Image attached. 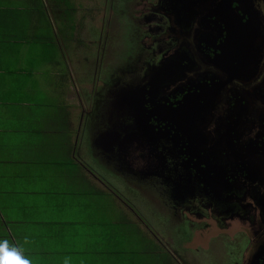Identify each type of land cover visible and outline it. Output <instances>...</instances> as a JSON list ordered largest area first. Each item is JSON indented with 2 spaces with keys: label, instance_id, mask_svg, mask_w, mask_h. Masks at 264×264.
I'll return each instance as SVG.
<instances>
[{
  "label": "flooded vegetation",
  "instance_id": "flooded-vegetation-1",
  "mask_svg": "<svg viewBox=\"0 0 264 264\" xmlns=\"http://www.w3.org/2000/svg\"><path fill=\"white\" fill-rule=\"evenodd\" d=\"M130 6L133 58L104 68L101 40L92 67L89 153L189 235L240 228L250 246L232 264H264V0Z\"/></svg>",
  "mask_w": 264,
  "mask_h": 264
},
{
  "label": "crops",
  "instance_id": "crops-1",
  "mask_svg": "<svg viewBox=\"0 0 264 264\" xmlns=\"http://www.w3.org/2000/svg\"><path fill=\"white\" fill-rule=\"evenodd\" d=\"M50 1L0 0V240L22 245L32 264H208L201 227L187 232L195 247L184 249L173 230L165 236L164 219L132 206L130 191L102 184L83 125L98 61L80 44L91 46V20L76 11L61 30ZM215 230L226 233L215 226L203 236Z\"/></svg>",
  "mask_w": 264,
  "mask_h": 264
},
{
  "label": "rangeland",
  "instance_id": "rangeland-1",
  "mask_svg": "<svg viewBox=\"0 0 264 264\" xmlns=\"http://www.w3.org/2000/svg\"><path fill=\"white\" fill-rule=\"evenodd\" d=\"M50 3L52 10L56 9L59 15H63L68 20L67 25L58 15L60 20L58 26L61 30L68 29L69 27L72 28V21L75 19L74 16H76V11L81 12L83 10V15H88L90 17V24L88 26H86V24L84 25L91 46L89 47V44L83 42L80 44L85 48V51L89 49L92 61H99L102 57V46L100 49L99 45L100 40H102V42L106 40V43H108L106 53L104 54V68L114 70L113 67L117 66V63H128L131 58H133L136 47L133 46L130 38L131 29L133 27L132 18L130 17L131 0H51ZM123 10L125 13L122 15ZM75 28L78 29V23H76ZM73 34L75 37H81L78 31H75ZM63 40H65L64 37ZM93 71L94 70L92 69V72L89 73L87 82H89L90 87L84 91L85 96L86 94L89 96L90 92L92 95V92L95 90L93 89V85H91L94 79ZM100 165L101 164H99V169L101 171L100 175L117 185L120 183L121 186H123L121 187L123 191H130L127 192V195L130 198L136 197L137 199H135L134 202L138 206H143L142 202H148L146 194H143L136 188L129 187V184H125V182L122 183L114 170H102ZM152 206L153 205L150 206V211H146L144 207L138 209L136 205L133 207L140 210L144 216L152 219L154 222L164 219L163 222L169 224V230L165 232V236L170 238L173 230L174 237L182 240L180 247L184 249H190V246L195 247V244L191 243L188 245L187 243L188 234L186 229L188 228V224L183 226L175 225V228H173V224L170 225V223L166 221L174 222L173 220L166 218L168 212L162 210L159 206H156V208ZM156 224L157 225L155 226H158V223ZM237 229L239 230L240 228H234L229 230L230 232L226 231V233L215 230L212 235L210 234L208 236H203V231L198 232L197 237L200 236L204 240V245L209 247L208 249L211 251L209 258H205L206 261H208V264H225L227 262L236 263L244 261L245 253L247 254L250 245L248 244L245 235L234 233ZM184 245H187V247H184ZM201 246L202 244L198 245V247ZM205 264H207V262Z\"/></svg>",
  "mask_w": 264,
  "mask_h": 264
},
{
  "label": "clouds",
  "instance_id": "clouds-1",
  "mask_svg": "<svg viewBox=\"0 0 264 264\" xmlns=\"http://www.w3.org/2000/svg\"><path fill=\"white\" fill-rule=\"evenodd\" d=\"M27 242L25 238L24 243ZM24 252L22 245L10 243L7 239L0 240V264H32ZM64 264H68V258H65Z\"/></svg>",
  "mask_w": 264,
  "mask_h": 264
},
{
  "label": "water",
  "instance_id": "water-1",
  "mask_svg": "<svg viewBox=\"0 0 264 264\" xmlns=\"http://www.w3.org/2000/svg\"><path fill=\"white\" fill-rule=\"evenodd\" d=\"M235 43V40L233 42V44ZM257 157L256 154H254L253 152L250 154L249 156V165L250 167H254V162L256 161Z\"/></svg>",
  "mask_w": 264,
  "mask_h": 264
}]
</instances>
